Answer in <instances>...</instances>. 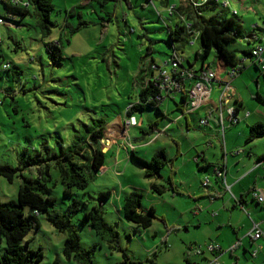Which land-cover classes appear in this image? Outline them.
Masks as SVG:
<instances>
[{
    "label": "rangeland",
    "instance_id": "rangeland-1",
    "mask_svg": "<svg viewBox=\"0 0 264 264\" xmlns=\"http://www.w3.org/2000/svg\"><path fill=\"white\" fill-rule=\"evenodd\" d=\"M10 2L7 0L8 4ZM229 2L230 8L234 9L229 8V15L241 26L246 39L229 43L227 47L235 52L239 63L245 60L248 66L233 86L244 102L241 117L247 113L251 117L232 128L231 133L227 129L225 137L236 139L240 144L237 150H244V156L264 155V138L246 144L248 125L264 122V105L256 98L258 94L264 97V78L260 75L261 66L253 65V60L246 59L244 55L245 51L253 50L257 45L264 47V0H242L244 9L239 7V0ZM52 3L51 20L56 27L48 36L41 34L33 16L25 17L17 26L0 25V58L10 66L8 71L0 72V166L17 170L12 181L0 177L2 203L17 201L23 178L36 180L39 177L37 165L27 166L25 162H30L38 154L42 156L47 148L50 154H54L59 143L69 146L82 124L100 119L108 125L115 119L123 121L129 106L137 102L134 81L148 59L145 57L148 47L161 68L173 54L166 27L169 12L158 2L52 0ZM223 3L221 0V6ZM235 10L238 12L236 17L233 15ZM6 13L0 2V17H5ZM83 22L88 27L69 35L71 28H77ZM51 43L60 44L61 63L50 59L46 45ZM199 50L198 42L179 49V55L182 59L184 57L183 65L188 67V63H192L199 70L201 61H195ZM216 56L212 52L205 60L206 65L213 67L217 64ZM219 95L217 91L212 94L214 102L218 101ZM175 99L170 100L171 106H176L181 100L179 95ZM135 115L142 122L143 131H149L150 124L160 118L155 109H146ZM144 133L140 128H134L129 139L136 145L134 156L150 162L155 154L152 150L160 144L150 147L139 143L137 140L144 138ZM222 144L220 138V146L213 150L212 165L204 169H198L191 157L193 152L190 153L186 158L187 165L178 177L172 178L183 195L167 192L163 196L150 191V180L145 178V170L136 158L131 156L127 162L123 152L118 158L120 149L117 145L112 149L103 145L105 168L110 170L107 173L101 171L85 190H74L72 197L63 196L64 187L59 173L54 168L50 170V195L56 199L51 209L68 216L69 207L77 203L78 211L71 215L70 220L79 235L81 250L94 251L91 256L93 264H122L124 261L122 253L111 250L106 241L84 223V214L95 206L101 209L106 225L118 233L119 247L134 264H150L148 259L156 264H196L202 259L195 253L198 247L221 246V240L226 242V238L231 239L232 244L224 250L233 251L232 255L227 253L220 264H264V236L259 241L263 249L256 260L251 258L254 250L249 237L253 234V224L261 223V214L255 211H261V208L248 197L249 202L242 210L235 206L229 194L214 204L210 202L214 195L209 198L207 191L211 192L214 187L219 190V184H223L222 179H216L214 172V168H219L215 161L221 158L223 163L225 160L221 156ZM167 147L169 156H172L174 146L170 144ZM185 147L186 144L183 149ZM242 156H233L230 160L237 161ZM115 162L119 163L117 170L120 175L114 170ZM196 169L199 178L193 180L192 171ZM168 172L169 168L161 172L159 185L168 186ZM258 177L264 179V168ZM206 180L210 184L205 188L201 184ZM227 181L230 184L229 177ZM108 191L111 199L100 202L99 195ZM133 191L143 195L142 212L146 213L151 208L155 211V219L149 229L137 228L123 216V197ZM26 215H29L28 211ZM36 220L40 230L31 231L27 239L31 241L32 249L43 252L44 258L39 264H54L55 261L58 264H77L64 256L66 234L51 224L47 214L36 216ZM4 248L5 242H2L0 256Z\"/></svg>",
    "mask_w": 264,
    "mask_h": 264
},
{
    "label": "trees",
    "instance_id": "trees-1",
    "mask_svg": "<svg viewBox=\"0 0 264 264\" xmlns=\"http://www.w3.org/2000/svg\"><path fill=\"white\" fill-rule=\"evenodd\" d=\"M21 1V4L12 6L10 3L8 4L7 1L0 0L7 13H11L16 17L15 21H12V23L17 26L25 17L33 16L36 20V27L40 30L41 34L43 36L50 35L52 29L56 27V24L51 20V13L54 11L52 0ZM221 7V4L216 0H208L206 3H201L200 0H179L176 9L178 17L169 19L174 22L176 28L166 25L173 51L178 52L179 49L181 50L191 42V34L180 17L184 16L185 21L192 23L193 31L199 33L198 43L200 44V50L195 54V61L200 60L204 70L206 66L205 60L212 52H215L217 55L215 63H218L213 65V67L207 65L206 68L212 69L217 77H219L222 72L226 70L230 71L240 65L237 61L235 52L231 51L227 45L237 40L246 39L241 26L238 25L234 18L230 17V11L223 7L222 9ZM233 15L235 17L237 16V14ZM86 27H88V24L83 22V25L77 28H71L68 33L69 35H74L80 29ZM46 51L54 63H61L63 60L59 43L47 44ZM244 55L252 59L251 50L245 51ZM145 57L148 59L142 64L134 81L137 102L126 112L128 116H135L136 113L141 111L144 112L146 109H155L157 114L160 116L162 115L159 109L160 103L151 101L161 95L160 89L155 86L160 82L158 74L161 67L157 65L153 58V51L150 47L147 48ZM1 64L7 63L0 60V65ZM190 65L192 66V63H190ZM9 69L10 66L5 71ZM199 72L200 71H195L194 79L190 87L198 81L199 78L197 74ZM181 95L182 97L180 99L183 105H178V108L181 107L180 109L184 111V109L187 108L189 99L186 92H182ZM256 98L264 105L263 96L258 94ZM107 126L108 123L103 119L93 120L91 124H82L69 146L65 147L59 143L54 154H50L47 148L45 152L42 153V156L38 154L28 163L24 161V164L27 166L37 165L39 177L36 180L23 178L17 201H10L7 203L0 202V244L5 242V248L0 256V264L41 263L44 258L42 250L32 249L30 246L31 241L27 239L31 231L40 230V224L36 220V216L40 214H47L51 224L59 232L66 234V243L63 252L68 261H74L77 264H93L91 256L94 251L84 252L81 250L79 235L70 220L71 215L78 211V208H76L77 203L69 207L68 216L61 215L51 209L54 207L56 199L50 195L51 188L49 184L52 183L50 170L54 168L58 171L61 184L64 187V197H72L74 190H85L90 181L93 180L104 167L105 153L102 142L107 131ZM153 127H156V125L154 124L151 126V128ZM262 138H264V122H258L249 126L246 144H252ZM134 155L135 154H132V156L136 158ZM263 159L264 156L259 158V160ZM137 161L145 170V178L150 181L159 178L161 171L167 167H171L173 163V160L168 158L163 149L156 152L150 162L141 159H137ZM16 172L17 170L11 167L0 166V177H4L9 181L13 180ZM215 172L216 174H218V172L223 173L220 168H217ZM150 188L151 192L157 196H163L167 192L183 195L177 190L171 176L168 179V186L153 183ZM142 198L143 195L137 191L126 194L123 197L122 211L128 223L135 225L137 228L146 230L152 226L153 220L155 219V211L151 208L146 213L142 212ZM110 199V191L99 195V201L102 203ZM254 200L256 199L254 198ZM256 201L258 202V200ZM239 204H241V202H239ZM258 204L261 205L262 203L258 202ZM26 211L29 212V215H26ZM84 223H87L102 240L106 241L111 250L123 254L124 261L122 264H134L125 251L119 247V235L113 227L106 225L99 207L95 206L84 214ZM262 234L263 237L264 233L262 232ZM222 251L223 253H228L227 251ZM232 251L233 249L229 252ZM254 253L252 254L253 257L256 256ZM148 262L150 264H156L152 259H148ZM54 264H58V262L55 261Z\"/></svg>",
    "mask_w": 264,
    "mask_h": 264
},
{
    "label": "crops",
    "instance_id": "crops-1",
    "mask_svg": "<svg viewBox=\"0 0 264 264\" xmlns=\"http://www.w3.org/2000/svg\"><path fill=\"white\" fill-rule=\"evenodd\" d=\"M147 1L150 4L152 3L154 4L155 2H158L166 10L169 5H175V4L178 5L179 3V1L171 2V0H147ZM241 2L242 0H239V7L244 9L245 7L243 6ZM167 22H168L169 27H172V28L175 27L174 22H172L171 20L167 19ZM165 24H166V21H165ZM246 59H249V58L247 57ZM0 60L2 59L0 58ZM183 62H184V57H183ZM240 64H243L244 69L248 67L245 60L240 62ZM206 67L207 65L205 66V68ZM185 68L188 69L189 71H200L201 69H203L202 64L198 70L195 66H193V64L191 66L190 63H188V67L185 66ZM243 70L241 71V73L243 72ZM228 72L229 70L222 72L221 75L219 74L220 76L218 78L219 80H221V82L227 81L229 79L228 82L230 83V85L233 87V89L236 92V96L232 99L228 107H234V106L236 107L238 118H239V122L237 124L232 125L230 123L228 114L226 111L222 114V118H221L218 112V109H217L218 101L214 102L212 98V94L215 93V91L220 93L221 83L219 81H215V82H212V92H211V96L208 99V101H206L203 106L193 110V112H190V111L187 112L190 108L189 100H188L187 108L184 109V111L180 109L181 107L178 108V105H181V106L183 105L181 103V100L178 104L176 103V106H171L170 100L176 101L175 97L179 95L181 98L182 93H174L170 97L165 96L164 99L166 100H162V102L159 105V109L162 112V115L160 116L158 120L150 124L151 126L155 124L156 127L150 128L149 131L148 130L143 131V129H141L142 122H139L138 119L136 118L137 123H138L137 126L130 128L127 131V135H126V129L124 127V123H125V119L127 115L123 118V121L121 122H119L118 119H115V121H113L110 125L107 126V131H106V134L103 140V143H104L103 145L105 146V148H109V149H112L113 146L117 145V147L120 149L118 158L121 155V152H123L125 153L126 161L128 162L131 159L130 157L132 156V154H135V148H136V145H133L129 139L130 132L134 128H140L142 132H145L143 135L144 138H139L137 141H139V143L143 142L142 145L150 146V147L156 143H159L160 146H157L156 149L152 150V152L156 153L163 149L166 152L168 158L170 160H173L172 166L169 167L168 174L172 178H174L175 176L178 177L180 171H182L184 167L187 165L186 158H188L189 154L192 152L193 153L191 157H192L193 163L197 165L198 169H204L206 167H210L212 165L211 162L214 161V159L212 158V156L215 155L213 153V150L216 148L217 145L218 147L220 146V138H221L222 143H223L220 148L222 151L221 156L225 157V160L223 159V163H222V160H220L221 159L220 158L219 160H216L215 163H216V166L222 169L223 176L220 178L218 177V175L215 172L217 168H214L215 169L214 172H215V177L217 180L222 179L223 184L221 186L223 188L219 184V190L216 187H214L213 189H211L212 190L211 192L207 191L209 198L212 196V194L214 195L212 197V200L210 199V202L211 204H214L216 203L217 199H219L220 197L223 198V195L226 196L229 194L231 201L235 202L236 204L235 206H239L240 208H242V210H244L246 203L249 202V199H250L253 204L261 208V211H260V210H256L254 206H252L253 210L255 209L256 213L261 214V217H262L260 224H257V223H254V224L259 225L262 232L264 233V228L262 229V226L264 227V203L260 205L253 198L254 192L262 193V195H264V179H261L258 177L260 175V170L264 168V159L259 160V158H261L264 155L250 154L249 157L244 156V150L242 149L237 150V148L240 146L239 142L236 141V139L234 140L231 137L229 139H226L225 137V132L227 131V129H230L229 133H231L232 128L247 122L251 117L250 114L248 113L244 115L243 117H241V112L243 110L244 102L242 98L240 97L239 93L236 91V89L233 86V82L241 75V73L237 77H235L233 80H230L228 76ZM260 75L264 78L263 72H261ZM191 82L192 81L190 80L183 81L182 82L183 88H185L186 90H189ZM202 119L207 120L208 124L205 126H201L200 120ZM221 119L223 120V126L221 125ZM249 126L251 125H248V130H249ZM244 132L245 130L243 131V133ZM242 137H243L242 138V141H243L245 138V135ZM123 142H125L126 144L125 143L123 144ZM170 144H172L175 148V152L172 156H169V148L167 147ZM185 144L187 145V147L183 149V145L185 146ZM239 155H243V156L240 157L237 161L230 160L231 158L233 159V156H239ZM228 156L229 158H227ZM184 159L185 161H183ZM118 164L119 163L115 162L114 170L116 169L115 170L116 174L120 175L121 173L117 170L119 168ZM105 166L106 165L104 164V167L102 168V173H107V171L110 170L109 167L105 168ZM197 172H198L197 169L195 171L194 170L192 171L193 180H195L196 178H199ZM228 177L230 179V184H228V181H227ZM189 178L191 179L190 175H189ZM159 180L160 178H157L156 180H151L150 184L152 185L153 183H157V182H158L157 184H159ZM173 182L175 185H177L175 181ZM225 185L230 187V192L225 190L224 188ZM150 191H151V188H150ZM173 195H176V194H173ZM239 202H241V204H239ZM254 224H253V227H254ZM262 238L259 240H255V241L251 240L250 238L251 247L253 248L252 250H254L252 254L254 252L256 253L255 257L253 256L251 257L254 260L258 258L259 252H261V250L264 248V243H263V248H262V245L259 244V241L262 240ZM226 239H227L226 242H222L221 240L222 244L220 247L222 250L229 248L232 244L231 239H228V238ZM228 244H230L229 247H227ZM228 254L232 255V252H228ZM225 255H227V253H223L220 256L219 261ZM200 256H202V259L196 261L197 262L196 264H211V261L214 259L212 254L206 253V252Z\"/></svg>",
    "mask_w": 264,
    "mask_h": 264
},
{
    "label": "built area",
    "instance_id": "built-area-1",
    "mask_svg": "<svg viewBox=\"0 0 264 264\" xmlns=\"http://www.w3.org/2000/svg\"><path fill=\"white\" fill-rule=\"evenodd\" d=\"M7 1V0H5ZM208 0H200L201 3H206ZM219 4H221V0H216ZM224 3L222 4V7L225 9L230 8V2L229 0H223ZM21 0H11L10 4L12 6L21 4ZM24 2V0H23ZM153 4V3H152ZM177 5H169L167 7V11L169 12V19L178 17V14L176 13ZM232 9V8H230ZM234 10V9H232ZM233 14H237V11ZM16 17L13 16L11 13H6L5 17H0V25L4 26H15L12 21H15ZM180 19L184 22V25L188 29L189 33L191 34V42L190 44H194L198 42L199 39V33L194 32L192 29V23L185 21V17H180ZM176 28V26L174 27ZM264 47L258 45L253 50H251L252 54V63L253 64H259L261 65V70L264 73ZM9 68V64H1L0 65V72L5 71ZM242 68V69H241ZM244 69L243 64H240L238 67L231 69L228 72V76L230 80H233L235 77H237L241 71ZM194 73L195 71H189L185 68L183 65V59L180 57L178 52L173 51L172 56L170 59L164 63V66L160 68V72L158 74L159 83L155 86L158 87L161 91V95L156 97L155 99H152L151 101H155L157 103H161L162 100H164L165 96L170 97L174 93H182L186 92L189 98V110L187 112H193V110L201 107L204 105L206 101L211 96L212 92V82L219 81L220 84V95L218 98V105L217 109L218 112L222 118V114L226 111L228 114L229 121L232 125L237 124L239 122L238 113L236 107H228V105L231 103L232 99L236 96V92L233 89V87L230 85L229 82H221L215 72L212 69L205 68L204 70H200L198 75V81L195 82L192 87L189 88V90H186L182 86V82L185 80L192 81L194 79ZM132 108V105L129 106L128 110ZM248 116V115H247ZM208 124V121L205 119L200 120V125L205 126ZM221 125L223 126V120L221 119ZM137 126V120L133 116H128L125 119L124 127L126 129V135L127 131L130 128ZM218 177H222L223 173L218 172ZM209 180H206L203 183L204 187H208ZM225 190L230 192V187L225 185ZM253 197L258 200L259 203H264V195L262 193H254ZM262 232L260 230L259 225L254 224L253 227V234H250L251 240H258L260 237H262ZM210 253L213 255V260L211 261V264H220L219 258L223 254V251L220 246L217 245H206L205 247H198L195 250V253L197 255H202L204 253ZM256 254V253H254Z\"/></svg>",
    "mask_w": 264,
    "mask_h": 264
},
{
    "label": "clouds",
    "instance_id": "clouds-1",
    "mask_svg": "<svg viewBox=\"0 0 264 264\" xmlns=\"http://www.w3.org/2000/svg\"><path fill=\"white\" fill-rule=\"evenodd\" d=\"M205 69V68H204ZM202 70V69H201ZM133 117H135V116H133ZM135 119H136V117H135ZM138 124V123H137Z\"/></svg>",
    "mask_w": 264,
    "mask_h": 264
},
{
    "label": "water",
    "instance_id": "water-1",
    "mask_svg": "<svg viewBox=\"0 0 264 264\" xmlns=\"http://www.w3.org/2000/svg\"><path fill=\"white\" fill-rule=\"evenodd\" d=\"M160 178V177H159Z\"/></svg>",
    "mask_w": 264,
    "mask_h": 264
}]
</instances>
